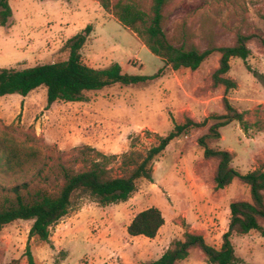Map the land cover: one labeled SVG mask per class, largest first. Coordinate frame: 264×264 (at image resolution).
<instances>
[{"label":"rangeland","instance_id":"1","mask_svg":"<svg viewBox=\"0 0 264 264\" xmlns=\"http://www.w3.org/2000/svg\"><path fill=\"white\" fill-rule=\"evenodd\" d=\"M117 0H114L116 2ZM148 14L151 0H122ZM12 16L0 27V69L22 70L65 62L72 39L90 30L79 50L80 61L93 69L120 65L129 75H157L135 86L114 84L85 92L81 102L47 107L41 86L26 99L0 98V136L23 148L38 149V161L24 172L0 173V195L25 184L23 195L37 191L56 194L62 170H86L81 155L89 147L107 158L114 176H122V157L144 155L186 118L196 123L223 114L222 98L244 113V125L230 122L220 128L209 148L232 154L231 167L244 175L264 170V48L251 38L246 61L230 60L226 77L236 88L225 93L212 87L218 67L213 53L196 71L172 70L152 55L144 42L121 26L99 0H8ZM164 31L173 41L184 37L200 52L231 46L237 35L264 37V0H175L165 10ZM216 122L174 139L153 163L152 180H140L128 200L98 205L86 195H75L71 209L50 228L49 242L29 241L37 264H142L157 260L184 233L201 235L215 248L229 223V205L249 201V189L238 179L223 190H213L214 160H205L197 140ZM155 208L164 225L153 239L130 237L126 228L140 212ZM32 221H15L0 232V264H27L24 255ZM264 228V222L261 223ZM235 256L244 264H264V236L258 232L232 235ZM180 264H207L193 250Z\"/></svg>","mask_w":264,"mask_h":264},{"label":"trees","instance_id":"2","mask_svg":"<svg viewBox=\"0 0 264 264\" xmlns=\"http://www.w3.org/2000/svg\"><path fill=\"white\" fill-rule=\"evenodd\" d=\"M99 0L101 8L112 15L121 26L134 32L145 44L148 51L161 59L172 70L181 68L196 71L213 53L219 54L218 67L211 76L212 87H223L225 93L236 88V83L226 77L230 70V60L237 58L246 61L251 55L247 47L252 38L264 48V37L237 35L234 43L227 47L210 48L200 52L194 45H187L184 37L173 41L164 31L166 23L165 10L175 0H151L149 13L141 11L135 4L122 0ZM12 16L8 0H0V27H4ZM90 30L87 27L83 34L72 39L70 55L67 61L46 65H38L22 70L0 69V97L20 95L26 97L33 90L44 86L47 90V107L54 103L81 102L85 92L100 91L114 84L135 86L152 81L157 75H129L122 72L120 65L113 64L104 69H93L80 61L79 50ZM223 114H214L200 123L186 118L182 124L173 129L158 143L148 149L144 155L131 152L122 157L121 166L130 168L122 176H114L108 167L107 157L103 154L83 147L81 155L89 159L86 170L73 172L63 169V184L56 194L37 191L27 197L22 191L27 186L22 184L13 187L8 195H0V232L18 220L32 221L25 246L27 264H37L30 250L29 241L36 238L41 242H49L50 228L65 217L71 209L75 195H86L98 205L107 206L124 203L135 192L137 182L152 180L153 163L165 151L171 141L186 136L192 130L203 128L209 119L216 123L209 127L207 134L197 140L205 160H214L217 166L213 175L215 192L230 186L238 179L249 189V201H236L229 205V223L227 231L221 237L219 248L209 245L198 234L184 233L182 240L175 241L155 261L142 264H180L186 260L193 250L200 251L207 264H244L235 256L231 243L232 235H246L258 232L264 236V170L255 169L244 175L231 167L233 156L225 150L209 148L208 140L219 139L218 130L230 122L244 125V113H239L230 104L228 98H222ZM40 157L38 149L23 148L11 137L0 136V173L5 176L24 172L35 164ZM164 225L161 213L150 208L138 213L127 226L130 237L153 239Z\"/></svg>","mask_w":264,"mask_h":264},{"label":"crops","instance_id":"3","mask_svg":"<svg viewBox=\"0 0 264 264\" xmlns=\"http://www.w3.org/2000/svg\"><path fill=\"white\" fill-rule=\"evenodd\" d=\"M27 97V96H26ZM26 97H23V99H26ZM1 98V97H0Z\"/></svg>","mask_w":264,"mask_h":264}]
</instances>
